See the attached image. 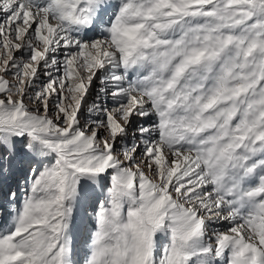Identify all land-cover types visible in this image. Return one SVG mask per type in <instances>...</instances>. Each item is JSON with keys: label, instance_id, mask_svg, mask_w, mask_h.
<instances>
[{"label": "snow or ice", "instance_id": "obj_1", "mask_svg": "<svg viewBox=\"0 0 264 264\" xmlns=\"http://www.w3.org/2000/svg\"><path fill=\"white\" fill-rule=\"evenodd\" d=\"M0 264H264V0H0Z\"/></svg>", "mask_w": 264, "mask_h": 264}]
</instances>
